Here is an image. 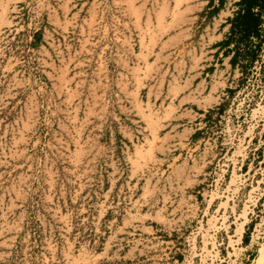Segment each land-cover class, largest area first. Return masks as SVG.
Listing matches in <instances>:
<instances>
[{"label":"rangeland","instance_id":"obj_1","mask_svg":"<svg viewBox=\"0 0 264 264\" xmlns=\"http://www.w3.org/2000/svg\"><path fill=\"white\" fill-rule=\"evenodd\" d=\"M99 1L89 36L87 14L65 41L68 31L40 45L0 0V264H259L264 37L190 159L200 177L177 189L185 168L156 158L141 126L131 141L120 132L131 78L115 57L117 7Z\"/></svg>","mask_w":264,"mask_h":264},{"label":"crops","instance_id":"obj_2","mask_svg":"<svg viewBox=\"0 0 264 264\" xmlns=\"http://www.w3.org/2000/svg\"><path fill=\"white\" fill-rule=\"evenodd\" d=\"M210 1L184 0L177 6L174 0H112L118 11L117 38L121 44L115 57L121 76L131 78L119 104L120 117L128 120L120 132L131 141L141 126L145 140L153 142L156 158L163 156L171 172L179 166L185 168L186 176L170 183L177 184V189L188 177H200L190 159L203 145L208 130L229 110L248 70L241 56L244 45L238 47L230 39L240 0H225L213 16L209 13L219 0ZM18 2L30 5L33 1L12 0L9 9ZM151 3L156 7H149ZM35 4L46 8L42 0H35ZM49 7L50 29L64 33L78 27L80 17L89 14L81 20L86 26H80L87 32L80 29V34L90 35L95 8L92 0H53L52 9ZM40 34L37 44L52 40L50 32Z\"/></svg>","mask_w":264,"mask_h":264},{"label":"trees","instance_id":"obj_3","mask_svg":"<svg viewBox=\"0 0 264 264\" xmlns=\"http://www.w3.org/2000/svg\"><path fill=\"white\" fill-rule=\"evenodd\" d=\"M212 2L213 0L210 4ZM224 2L225 0H219V5L214 7L209 16L216 15ZM239 5L232 19L230 39H234L238 47L244 45V53L241 56L246 60L245 68L248 69L258 59L263 46L264 0H240ZM256 8H258L257 12ZM38 35L40 33L35 34V37ZM253 38H256V42ZM244 240L247 242L248 237L245 236Z\"/></svg>","mask_w":264,"mask_h":264},{"label":"built area","instance_id":"obj_4","mask_svg":"<svg viewBox=\"0 0 264 264\" xmlns=\"http://www.w3.org/2000/svg\"><path fill=\"white\" fill-rule=\"evenodd\" d=\"M30 2H32L30 5H28V3L26 2H18L15 3L11 6L10 11L11 14H13V16L11 17V27H16V26H20L19 28L16 27L15 30L17 31L16 33H19L18 29H22V31L26 30V29H32V35L30 36V40L33 39L35 37V34H37L38 32L41 31H48L53 35L54 41H55V37L57 35H59L58 39L61 40V37L63 39V41H65L67 39V36L70 37L71 34L74 32V30L72 29V31H68L67 35H61L59 32H57L54 28L50 29V24H49V20L47 17V11H48V7L52 9L53 7V0H42L45 4H46V8L44 9H40L37 4H35V0H29ZM99 0H92V2H97ZM108 0H100L99 2L104 3L105 5H107L108 2H105ZM36 6V7H35ZM30 11H33L36 13V17L33 18H29V14ZM255 11H258V8L255 9ZM105 13V12H103ZM26 16V18L24 19V17ZM264 26V25H263ZM264 37V35H263ZM254 42H256V38H253ZM262 51V49H261ZM261 51L259 54L258 59L260 58L261 55ZM258 59L256 61H258ZM255 61V62H256ZM138 131V130H137ZM186 201H197V199H186ZM264 235V230H260L259 231V238H262Z\"/></svg>","mask_w":264,"mask_h":264},{"label":"bare ground","instance_id":"obj_5","mask_svg":"<svg viewBox=\"0 0 264 264\" xmlns=\"http://www.w3.org/2000/svg\"><path fill=\"white\" fill-rule=\"evenodd\" d=\"M242 232V230H241ZM241 235V234H240ZM259 264H264V244L262 245L260 249V259H259Z\"/></svg>","mask_w":264,"mask_h":264}]
</instances>
